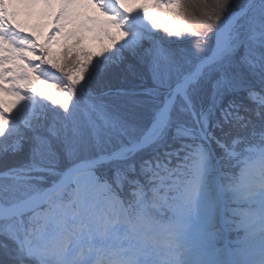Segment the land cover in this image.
I'll use <instances>...</instances> for the list:
<instances>
[{"label":"snow or ice","instance_id":"obj_1","mask_svg":"<svg viewBox=\"0 0 264 264\" xmlns=\"http://www.w3.org/2000/svg\"><path fill=\"white\" fill-rule=\"evenodd\" d=\"M0 264H264V0H0Z\"/></svg>","mask_w":264,"mask_h":264},{"label":"rangeland","instance_id":"obj_2","mask_svg":"<svg viewBox=\"0 0 264 264\" xmlns=\"http://www.w3.org/2000/svg\"><path fill=\"white\" fill-rule=\"evenodd\" d=\"M132 7H139L141 4L145 3V0H129ZM149 13L152 15L153 19L159 24H167L172 19V14H166L164 9H155L149 6ZM21 23L25 26V31H31L35 35L38 41L42 42L46 39L47 34L50 32L51 27L45 26L42 29L38 28L37 25L41 23L39 18L33 17L32 19H27L25 16L18 17ZM44 24H48L47 21H43ZM55 49L59 50V45L53 46ZM11 99V98H6Z\"/></svg>","mask_w":264,"mask_h":264},{"label":"trees","instance_id":"obj_3","mask_svg":"<svg viewBox=\"0 0 264 264\" xmlns=\"http://www.w3.org/2000/svg\"><path fill=\"white\" fill-rule=\"evenodd\" d=\"M185 3H195L197 0H184ZM191 11V9H189Z\"/></svg>","mask_w":264,"mask_h":264},{"label":"bare ground","instance_id":"obj_4","mask_svg":"<svg viewBox=\"0 0 264 264\" xmlns=\"http://www.w3.org/2000/svg\"><path fill=\"white\" fill-rule=\"evenodd\" d=\"M22 17V16H21Z\"/></svg>","mask_w":264,"mask_h":264}]
</instances>
